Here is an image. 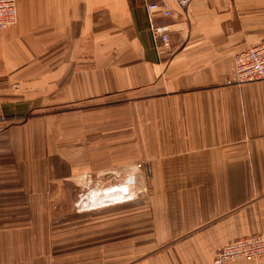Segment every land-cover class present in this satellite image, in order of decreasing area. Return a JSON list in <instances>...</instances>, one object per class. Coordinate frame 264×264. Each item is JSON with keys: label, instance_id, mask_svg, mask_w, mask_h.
<instances>
[{"label": "crops", "instance_id": "1", "mask_svg": "<svg viewBox=\"0 0 264 264\" xmlns=\"http://www.w3.org/2000/svg\"><path fill=\"white\" fill-rule=\"evenodd\" d=\"M169 7L170 46L146 5ZM0 30V264H213L264 235V0H17ZM137 173L135 199L78 210ZM225 264H264L240 259Z\"/></svg>", "mask_w": 264, "mask_h": 264}, {"label": "built area", "instance_id": "2", "mask_svg": "<svg viewBox=\"0 0 264 264\" xmlns=\"http://www.w3.org/2000/svg\"><path fill=\"white\" fill-rule=\"evenodd\" d=\"M177 3L185 8L190 0H176ZM146 10L150 22L151 37L158 48L165 49L170 46L171 34L174 27L171 24H159L156 22L157 16L171 17L172 10L166 5L151 2L146 5ZM17 0H0V30H5L17 22ZM236 78L229 80V84L241 85L244 83L264 81V41L248 47L235 55ZM3 116L0 114V120ZM142 164L136 166L123 183L109 186L87 185V190L80 195L78 210H93L115 204L131 201L139 194L136 189L137 173L141 170ZM92 192L110 194L111 196L104 201L96 202L91 199ZM88 200L90 205L84 202ZM264 258V235L258 234L246 236L229 242L225 247L219 249L214 257L213 264H225L230 261L247 259L260 260Z\"/></svg>", "mask_w": 264, "mask_h": 264}, {"label": "bare ground", "instance_id": "3", "mask_svg": "<svg viewBox=\"0 0 264 264\" xmlns=\"http://www.w3.org/2000/svg\"><path fill=\"white\" fill-rule=\"evenodd\" d=\"M92 194H94V195H93L92 197H90V198L93 199V200H95L96 202L104 201V199H106V198H108V197L111 196L110 194L105 195L104 193H100V194H99L98 192H92ZM84 204H85L86 206L90 205V203H89L88 200H86V201L84 202Z\"/></svg>", "mask_w": 264, "mask_h": 264}, {"label": "rangeland", "instance_id": "4", "mask_svg": "<svg viewBox=\"0 0 264 264\" xmlns=\"http://www.w3.org/2000/svg\"><path fill=\"white\" fill-rule=\"evenodd\" d=\"M87 190V188H84V191Z\"/></svg>", "mask_w": 264, "mask_h": 264}]
</instances>
